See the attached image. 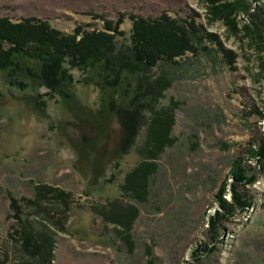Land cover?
<instances>
[{"label": "rangeland", "instance_id": "374dc122", "mask_svg": "<svg viewBox=\"0 0 264 264\" xmlns=\"http://www.w3.org/2000/svg\"><path fill=\"white\" fill-rule=\"evenodd\" d=\"M233 1L0 0V17L14 22L37 17L66 35L79 25L102 29L103 22L91 14L115 22L127 15L121 25L126 36L117 38L119 53L130 46L128 15L191 17L236 55L231 68L217 44L205 40L180 65L160 63L148 73L151 82L162 77L171 84L157 108L176 102L178 109L172 147L160 156L148 195L139 202L120 191L126 175L141 163L138 149L145 136L144 128L130 153L119 158L123 131L110 103L125 105L122 86L76 69L72 75L82 82L72 86L73 97L65 98L38 83L34 63L20 60L14 77L11 70H0L2 261L40 264L10 237L21 227L12 218V196L22 205L32 233L44 230L54 239L53 264H264V164L251 154L264 139V36L252 34L254 20L259 22L253 15L264 0H244L250 9L232 14L237 32L216 10ZM91 79L100 87L84 83ZM239 158L248 173L257 172L253 184L237 186L249 207L235 208L234 216L213 229L210 218L220 209L216 194L225 190L224 198L234 204L232 174ZM39 186L68 192L69 209L53 201L37 210L28 206L23 199L34 200ZM109 203L119 210L138 208L133 247L124 241L123 227L97 213Z\"/></svg>", "mask_w": 264, "mask_h": 264}, {"label": "trees", "instance_id": "16d2710c", "mask_svg": "<svg viewBox=\"0 0 264 264\" xmlns=\"http://www.w3.org/2000/svg\"><path fill=\"white\" fill-rule=\"evenodd\" d=\"M250 7L244 0H234L231 5L222 9L218 7L216 10L217 15L225 19L237 32L238 25L232 20V14L240 10L247 11ZM253 16L259 19V22L254 20L252 34L261 38L264 36V6L259 7ZM91 17L94 20H101L103 28L89 31L79 25L72 34L67 35L53 28L47 20L37 17H28L15 22L9 17H0V70H11V76L14 77V72L20 69V60L34 63L38 68L35 74L38 83L50 90L51 94L59 93L65 98L73 97L72 86L75 88L82 82L75 81L76 78L72 75V71L76 69L88 70L98 75L105 84H110L112 80V85L122 86L120 101L125 105L118 107L119 102L116 100L110 103V108L116 114L123 131L119 158L130 153L144 128L145 136L138 149L141 163L126 175L120 191L136 202L143 201L148 195L149 179L158 170L157 162L160 156L167 147H172L174 142L172 132L178 109L176 102H171L168 107H162L160 110L157 108L159 99L163 98L164 92L171 84L162 77L151 82L148 73L160 63L180 65L181 58L188 54L196 55L199 46L205 40L217 44L218 52L231 68L235 64L236 55L222 44L216 34L204 30L203 26L200 27L195 19L190 17L187 21L179 20L167 13H163L158 18L128 15L132 22L130 46L125 53H119L117 38L126 36V32L121 30V25L127 15H120L116 22L95 14H91ZM26 71L31 73L28 67ZM10 82L12 83V80ZM84 83L92 84L97 88L101 84L94 79ZM128 85L131 90L126 88ZM259 115L263 118L261 113ZM259 144L257 150L255 152L251 150L250 153L258 164L263 165V138ZM232 177L235 182L231 189L234 204L224 198L225 190H220L216 194L220 209L210 218L213 229H218L221 219L234 216L235 208L244 211L249 207L240 190L241 194H239L237 186L245 187L253 184L257 180V172L248 173L242 159L239 158L234 164ZM23 201L36 210L42 207V203L49 201L59 203L67 210L71 195L57 187L39 186L34 200L23 199ZM112 205L113 203H109L108 209V206H104L102 211L97 213L105 221L123 227L126 232L124 241L128 246L133 247L131 231L139 210L132 205L123 208L124 210ZM11 210L15 223L21 226L20 230L16 228L15 236H10L12 241L21 243L24 254L32 259L39 258L40 264H53L54 239L49 234L42 233L44 230L32 233L29 224L23 218L22 205L12 196ZM0 264L6 263L0 258ZM26 264L32 263L26 262Z\"/></svg>", "mask_w": 264, "mask_h": 264}]
</instances>
